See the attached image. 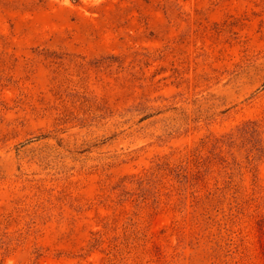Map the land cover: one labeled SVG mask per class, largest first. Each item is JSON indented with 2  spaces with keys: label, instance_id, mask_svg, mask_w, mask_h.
Returning a JSON list of instances; mask_svg holds the SVG:
<instances>
[{
  "label": "rangeland",
  "instance_id": "rangeland-1",
  "mask_svg": "<svg viewBox=\"0 0 264 264\" xmlns=\"http://www.w3.org/2000/svg\"><path fill=\"white\" fill-rule=\"evenodd\" d=\"M0 264H264V0H0Z\"/></svg>",
  "mask_w": 264,
  "mask_h": 264
}]
</instances>
